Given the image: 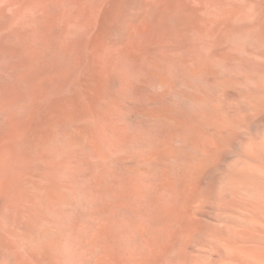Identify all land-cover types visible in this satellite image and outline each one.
Instances as JSON below:
<instances>
[{
    "label": "rangeland",
    "instance_id": "1",
    "mask_svg": "<svg viewBox=\"0 0 264 264\" xmlns=\"http://www.w3.org/2000/svg\"><path fill=\"white\" fill-rule=\"evenodd\" d=\"M0 203L51 264H264V0H0Z\"/></svg>",
    "mask_w": 264,
    "mask_h": 264
},
{
    "label": "bare ground",
    "instance_id": "2",
    "mask_svg": "<svg viewBox=\"0 0 264 264\" xmlns=\"http://www.w3.org/2000/svg\"><path fill=\"white\" fill-rule=\"evenodd\" d=\"M238 153L243 156L249 155L246 150H241V149L238 151ZM244 170L246 171V173L254 172L253 168L250 166H244ZM43 191H44L43 188L39 186H32L28 183L23 184L19 188V192L21 194H24L25 196L28 194L33 195L37 198V201L38 200L43 201L44 199ZM223 200L225 201L228 210H235L236 208L240 210L243 207V205L246 203V199L242 198V196H240L237 191L225 192L223 194ZM7 214L8 213H6L4 207L0 203V232L2 233L3 231L4 233H6V236L8 235L9 237L12 238V240L13 238L14 240L15 238L16 239L18 238V239H21V241H24V245H26L24 247H26V249H28L29 252L27 250L26 251L30 253L33 256V258L37 260L40 264H51L50 260L47 261L46 260L47 258H44V255L41 253V250H40L41 247L39 246V244L35 243V245L32 246L33 243L30 242L29 239L27 240L26 237L24 239L23 237L24 235L21 236V234H19L14 229L13 225L10 222L11 220L9 219V216ZM236 215H239V214H236ZM236 215L230 216L228 220L225 221L224 226L216 231L217 235L220 237V244L223 243V241L225 242L226 240L227 241L229 240L239 241L242 239V233L248 227L245 224L244 219L241 216H236ZM3 239L5 240V238ZM18 239L16 242H20L18 241ZM9 241L11 240L9 239ZM2 250H3L2 246L0 245V257H1ZM210 264H224V259L222 260L220 259L216 261L215 263L210 261Z\"/></svg>",
    "mask_w": 264,
    "mask_h": 264
}]
</instances>
